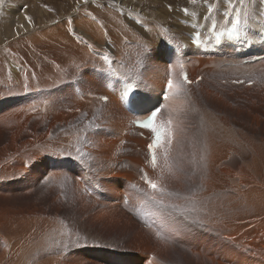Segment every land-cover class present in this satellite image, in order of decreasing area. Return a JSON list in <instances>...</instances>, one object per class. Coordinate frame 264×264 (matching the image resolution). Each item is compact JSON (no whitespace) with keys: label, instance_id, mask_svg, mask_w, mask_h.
<instances>
[{"label":"rangeland","instance_id":"obj_1","mask_svg":"<svg viewBox=\"0 0 264 264\" xmlns=\"http://www.w3.org/2000/svg\"><path fill=\"white\" fill-rule=\"evenodd\" d=\"M15 1L12 5H19ZM46 1L53 6L47 12L54 19L44 25L34 22L23 39L13 41L8 35L21 26L3 12L9 0L0 6V264H227L230 251L252 260L253 248L240 245L239 235L264 220V71L262 78L244 75L238 71L252 68L232 69L231 58L222 55L216 57L226 61L218 64L228 68H207L216 76H198L199 82L202 78L213 85L187 89L190 85L176 75L179 87L173 97L180 101L178 108L173 103L165 111L158 105L163 119L172 123L175 140L170 135L157 155L161 172L152 169L155 177H150L156 190L144 186L143 169L134 163L141 156L148 165L146 151L132 140L142 138L128 120L119 132L114 130L112 114L103 107L108 103L100 100L103 88L93 85L100 86L97 75L113 87L118 79L109 74L120 70L145 97L138 76L168 69L161 63L158 71L149 69L146 51L154 52L149 38L163 33L180 39L182 34L172 32L174 26L164 28L166 18L177 17L174 24H182L187 21L179 17L204 12L214 0H198L189 9L179 5L186 0L155 4V16L161 14L162 21L156 26L144 24L143 10L100 3L92 20L99 40L91 35L86 17L93 0ZM227 1L223 4L230 9ZM246 6L247 16L259 14ZM128 59L135 65L128 67ZM185 60L178 71L189 63ZM233 79L244 84H231ZM248 82L252 84L246 86ZM146 104L147 99L139 103L138 113ZM117 181L122 183L118 192L110 189ZM235 227H241L240 233L230 230Z\"/></svg>","mask_w":264,"mask_h":264},{"label":"bare ground","instance_id":"obj_2","mask_svg":"<svg viewBox=\"0 0 264 264\" xmlns=\"http://www.w3.org/2000/svg\"><path fill=\"white\" fill-rule=\"evenodd\" d=\"M17 2H19V5H12L14 2L13 0H9L7 6L5 4V8L4 5L2 6L3 9H5V11L3 12H6L7 15L9 16H14L15 18V22H16V25H20L21 27H19V29L21 30V28H24L26 31L24 33L20 32V30L18 31L17 29V32L15 34H9L8 32V40H12L16 37H19L23 34H25L26 32H28L27 30L33 25L34 22L39 23L40 25H44L46 23H50L53 19H54V14L52 13H49L47 12V9L53 7L52 5L49 4V2H47L46 0H41V1H29L27 2L26 0H16ZM15 1V2H16ZM52 2H54L55 0H50ZM59 1V0H58ZM61 1V0H60ZM68 1V0H67ZM86 0L83 1V3L85 2ZM157 1V0H156ZM167 0H159L157 2L155 1H149V0H93L91 1L90 5L86 8V9H89V11H86V17H87V20H88V23H89V26L93 29V34L91 35H94L93 37L96 39H101L99 33L97 32V29H96V24H94L92 22V20H94V17H93V13L94 10H97V6L100 4V3H103L104 5L105 4H110V5H114L113 2H117L118 5H120L119 7L121 8V6L125 5L127 8L128 7H133V8H136V9H139L141 12L142 10L144 11L143 15H141V19L145 22L144 24L146 25H153V26H156L157 24H159L160 20H158V18L160 17L159 14L157 17L155 16L158 11H157V8L155 6V4H163L165 3ZM170 1V0H169ZM178 2V0H176ZM225 1V0H224ZM255 1L256 0H245L244 4H241L239 2V0H232V3H229L227 1V6H230V9H227L225 8L226 6L223 4V0H214L212 2V4H209L207 9H204L205 11L202 12V11H198L197 10L195 11L194 14L190 15V12L187 11L185 14L187 17H179V18H183V20H186L187 22L186 23H182V24H174L175 20L177 19V17H174L175 20H172V19H167L164 21L165 24L163 25L165 29H168L169 27L171 26H174V29L172 32H175L177 34H182L181 38L180 39H176L175 37H170V36H167L165 34H158L156 38H149V39H152V44H153V47H154V52L152 51H146L147 52V60H148V64L150 66L149 69H154V70H157L159 68V64L161 63L162 64V67L163 65L166 66L168 69L162 74H156L154 76H151V77H146L143 73H142V76H138L139 79H141L140 81H142L143 85H141L142 87V91H143V95L145 96V98L147 99V104L145 106H143L141 108V112L138 113V107L137 104L140 102V97H138V100L135 102V103H132L131 105V108L133 109V112H129L127 111V109L124 107V96H125V93L127 92V88H123V91L120 92L121 90V81L119 82V80H122L123 81H127L125 78H122V73L120 72H115V71H111V73L109 74V76H112V75H115L118 77V81L114 83L113 87L111 86V82L110 81H106L105 83H103L102 79L99 78L97 75H93V77L98 80V84L100 86H97L94 84L93 82V85L94 87H101L103 88V93L101 96H104L107 98V103L108 104H105L103 105L104 108H107V115L108 114H112V118L111 121L114 123L115 125V128L114 130L119 132L121 130V126L122 124L126 121V120H130V119H133V120H142L146 117V115L155 107H157L159 104L162 105V109H164L165 111L166 110V107L168 106H171L173 103V105H176L177 108L179 106V103L180 101H176V97L174 98L173 95L175 94V92L177 91L178 87H179V83L176 81V75H177V79L179 80L180 79V70L178 71V64L179 62L177 61V58L169 51H167V49L165 48L164 46V39H168L171 43H173L175 46H178L180 48V44L181 43H184L187 47V50L192 53V55H188L187 59L189 60V63L185 65V68L184 70L187 72L188 74V79L190 81V86L187 88V89H192L194 88L192 85L195 84V80L198 78V76H202V75H199V74H207V75H212V76H216V74H213L211 72H207L205 71L207 68H212V67H220L222 69L224 68H228L227 65L225 67H221L219 66L218 62L220 60H223V61H226V59L224 58H219V57H216V56H204V55H201L199 54L198 51L194 50L192 47L189 46L188 42H187V39L190 35V32H191V29L192 27L195 25V24H201L202 22L205 23L206 25H208L210 23V20H215L218 22L219 26H223V25H227L228 22H225L224 20L226 18L229 17V14H235L236 11L235 9L239 8L240 9V21L243 22V23H247L249 24V26L252 28V29H255L256 27H258V25L260 24L261 22V18H262V15L264 14V3H261V0L258 1V4L256 5L255 4ZM13 2V3H11ZM16 2V3H17ZM63 2V1H62ZM79 2H82V1H79ZM78 2V4H79ZM215 2H219L218 4V7H216V3ZM6 3V2H5ZM246 3V4H245ZM18 4V3H17ZM27 4H30V7L29 9L27 8L26 11H22L23 7L24 6H27ZM193 4V5H196L198 4V0H186V3H182L180 2L179 5H184L186 6L188 9L190 7V5ZM251 5L253 8H256L258 9L260 12L259 14H255L254 17H249L247 16L248 13H249V10H248V7L246 5ZM178 5V6H179ZM1 6V4H0ZM12 6L14 7H17L16 9H14ZM92 6V7H91ZM146 6V7H144ZM149 6H151V8H149ZM200 7H202L200 4H199ZM64 7V6H63ZM79 7V6H78ZM224 7V8H223ZM14 10H13V9ZM65 8V7H64ZM63 8V9H64ZM160 8V7H159ZM204 8V7H203ZM223 8V9H221ZM125 9V8H124ZM34 10V11H33ZM65 10V9H64ZM102 10V9H101ZM122 10V9H121ZM126 11L128 9H125ZM132 10V9H131ZM130 10V11H131ZM168 10V9H167ZM227 10V11H226ZM63 11V10H62ZM69 11V10H68ZM106 11V9L104 10ZM124 11V10H123ZM122 11V12H123ZM124 11V15L128 14V12ZM136 11V10H135ZM138 11V10H137ZM157 11V12H156ZM160 11V10H159ZM174 11V10H173ZM224 11H226L224 13ZM2 13V12H1ZM101 13H103V11H101ZM137 13V12H136ZM139 13V12H138ZM159 13V12H158ZM179 13V12H178ZM222 13V14H221ZM246 13V16H244L243 14ZM5 14V13H4ZM180 14V13H179ZM139 15V14H138ZM1 16V15H0ZM8 16V17H9ZM98 16V15H96ZM7 17V16H6ZM11 17V18H12ZM60 17V16H59ZM126 17V16H125ZM163 17V16H162ZM9 19V18H6L7 20L9 19V24L11 23H15L14 21H12L13 19ZM161 19V18H160ZM3 20V21H2ZM182 20V19H181ZM2 22H7L6 20H4V17L1 19ZM96 21V20H95ZM66 22V21H65ZM97 22V21H96ZM143 23V22H142ZM64 23L62 22L61 25H63ZM15 25V24H14ZM65 25V24H64ZM4 27V25H2ZM12 26V25H11ZM34 26V25H33ZM32 26V27H33ZM39 26V25H38ZM66 26V25H65ZM74 26V25H73ZM72 26V27H73ZM15 27V26H13ZM13 27H11L13 29ZM36 27V26H35ZM42 27V26H41ZM40 27V28H41ZM60 27V26H59ZM71 27V26H70ZM75 27V26H74ZM78 27V26H77ZM2 28V27H1ZM67 28V27H66ZM79 28V27H78ZM22 29V30H24ZM35 29V28H34ZM39 29V28H38ZM76 29V28H75ZM155 29H157V27H155ZM32 30V28H31ZM99 30V29H98ZM3 31V30H2ZM14 31V29H13ZM30 31V30H29ZM52 33V30H50ZM55 31V30H54ZM6 33V34H7ZM71 33V32H69ZM79 33V32H78ZM101 33V32H100ZM143 33H145L143 31ZM3 34V33H2ZM47 34V33H46ZM75 34V33H74ZM77 34V33H76ZM68 35V34H66ZM78 35V34H77ZM90 35V36H91ZM7 36V35H6ZM47 36V35H46ZM51 36V35H50ZM53 36V35H52ZM76 36V35H75ZM22 37V36H21ZM24 37V36H23ZM22 37V39H23ZM85 36L83 35L82 38H84ZM20 38V37H19ZM19 38H18V41H19ZM86 38V37H85ZM84 38V39H85ZM148 38V37H147ZM74 39V38H73ZM16 40V39H14ZM48 40V39H47ZM70 40V39H69ZM94 40V39H93ZM13 41V40H12ZM102 41V40H101ZM117 41H120V40H117ZM22 42H25V40H23ZM29 42V41H27ZM42 42V41H41ZM46 43V42H45ZM49 43V42H48ZM141 43V42H139ZM179 44V45H176V44ZM14 44V43H13ZM56 44V43H55ZM48 45V44H47ZM50 47V46H49ZM48 47V48H49ZM55 49V48H54ZM58 49V48H57ZM89 51L91 52H96L98 50H96L95 48L89 46ZM147 49V47H146ZM3 51V49H1ZM5 50V49H4ZM56 50V49H55ZM145 50V49H144ZM148 50V49H147ZM86 51V49H85ZM87 52V51H86ZM85 52V53H86ZM99 52V51H98ZM252 52H254V55L258 52L257 50L255 49H252ZM44 53V52H43ZM102 53V52H100ZM158 53H162L163 57H161V59H158ZM189 53V54H190ZM88 54V53H87ZM184 52H180V58L183 56ZM72 55V54H71ZM86 55V54H85ZM90 55V54H89ZM233 56H235L233 54ZM31 57V56H30ZM59 57V56H58ZM86 57V56H85ZM253 57V56H252ZM251 57V58H252ZM11 58V57H10ZM134 58V57H133ZM7 59V58H6ZM186 59V60H187ZM14 60V59H13ZM48 60V59H47ZM160 60V62L158 61ZM4 61H5V58H4ZM13 63V62H12ZM105 63H106V66L109 68V64L108 62L105 60ZM126 65H128V67L130 66H134L135 63L134 61L128 59L127 61H125ZM238 61H230V66H234L235 68H232V69H239V68H242V67H245V68H248V67H251L252 70L248 71V72H244V71H238L239 73H243L244 75L245 74H256L258 77L262 78L263 77V71H264V61H258V62H255L253 64H246V65H237ZM5 64L6 61H5ZM8 65V64H7ZM6 67V66H5ZM18 68V67H16ZM119 69V68H117ZM16 70V69H14ZM212 70V69H211ZM1 71V69H0ZM17 71V70H16ZM158 71V70H157ZM219 71V70H218ZM3 72V71H2ZM0 72V73H2ZM6 72V71H5ZM46 72V71H45ZM159 73V72H158ZM232 73V72H231ZM155 74V73H154ZM226 74V73H225ZM242 74V75H243ZM14 75V74H13ZM147 75V74H146ZM218 75V74H217ZM8 76V75H7ZM92 77V76H91ZM169 77V78H167ZM92 78V79H94ZM172 80L173 82V87L172 88H169L168 89V92H167V97L165 100H160V97L162 96L163 94V91H164V88H165V83L168 82L169 80ZM28 80V79H27ZM235 81L239 80V79H233ZM131 81H134V79L132 80H129L127 82H131ZM119 82V84H118ZM145 82V84H144ZM30 84V83H29ZM117 84H118V87H117ZM197 86L201 85V86H204V85H213L212 82H206L204 80H202L201 78V81L200 82H197L196 83ZM116 87H117V90H116ZM59 96V95H58ZM65 96V95H64ZM83 97V96H82ZM81 97V98H82ZM80 98V97H79ZM77 98V99H79ZM76 99V100H77ZM178 99V98H177ZM79 101V100H78ZM76 101V102H78ZM182 102V101H181ZM172 105V107H174ZM24 106V105H23ZM41 108H42V105L40 104ZM101 106V104H100ZM137 106V107H136ZM175 106V107H176ZM31 107H34V106H31ZM48 107V106H47ZM46 107V108H47ZM79 107V106H78ZM99 107V106H98ZM171 107V108H172ZM40 108V107H39ZM45 108V109H46ZM77 109V107H75ZM13 109V108H12ZM33 109V108H32ZM176 109V108H174ZM58 110V109H57ZM18 112V110H16ZM29 113L30 110H27ZM56 111V110H55ZM171 111V109H170ZM32 112V111H31ZM30 112V113H31ZM134 112H135V115H134ZM8 114V113H7ZM14 114V113H13ZM11 114V115H13ZM172 114V112H170V115ZM4 115V114H3ZM10 113H9V117L11 116ZM15 115V114H14ZM11 116V117H14ZM18 115V114H16ZM65 115V114H64ZM172 116V115H171ZM140 117V118H139ZM173 117V116H172ZM8 118V117H7ZM16 119V118H15ZM109 119V120H110ZM6 120V119H5ZM44 120V119H43ZM42 120V121H43ZM46 120V119H45ZM48 120V119H47ZM40 121V120H39ZM41 122V121H40ZM156 123L157 124H161L163 125L165 131H164V139H163V142L162 144L157 148V151H156V157L157 155L160 153V151L164 148L165 146V143L168 141V139L170 140V135L172 136L173 140L174 139V129L172 128V123H169L168 121L164 120L163 119V114L162 112H160L157 116V119H156ZM6 125V124H5ZM101 134V133H100ZM98 137V136H97ZM104 138V137H103ZM111 139V138H109ZM93 140V139H92ZM108 140V139H107ZM133 143H135L136 146H139L140 148H144V151L145 149L147 148V145H148V142L147 141H144L142 139H138V138H133ZM101 142V141H100ZM103 142V141H102ZM106 142V141H105ZM114 142V141H112ZM115 143V142H114ZM175 146H176V141H175ZM114 147V145H113ZM177 147V146H176ZM180 149H181V146H179ZM14 154V153H13ZM11 154V155H13ZM146 154V153H145ZM15 155V154H14ZM13 155V156H14ZM18 158V157H16ZM148 160V159H147ZM134 163L138 164L141 166V169L145 170L146 171V174L148 176V178L150 179L151 181V178L150 177H155V173L154 171L150 168L149 166V163L148 165H144L143 164V160H142V157L141 156H138V157H135L134 159ZM167 163H169V160L167 161ZM167 170H169V167H166ZM157 172H161V163H160V160L157 158V167L155 169ZM220 171V170H219ZM25 172V171H24ZM221 172V171H220ZM221 175V173H220ZM223 175V174H222ZM55 176V175H54ZM148 179V181H149ZM264 180V179H263ZM253 182V181H251ZM261 182V181H260ZM144 184V183H143ZM248 184V183H247ZM251 184V183H249ZM113 185V184H112ZM245 186V184H243ZM242 185V186H243ZM257 185V184H256ZM144 186L146 187V185L144 184ZM248 186V185H247ZM122 187V183H120L119 181H117V183L115 184V186H112L110 187V189L113 188L114 191L118 192V190ZM210 187V186H208ZM109 188V187H108ZM241 188V186H240ZM247 188V187H245ZM250 188V187H249ZM227 189V188H226ZM231 189V188H230ZM232 189H234L232 187ZM244 189V188H243ZM121 190V189H120ZM253 190V189H252ZM251 189H248V191H252ZM255 190V189H254ZM217 191V190H216ZM245 191V190H244ZM121 192V191H120ZM241 192V191H240ZM239 192V193H240ZM247 192V191H246ZM79 193V192H78ZM93 194V193H92ZM209 194V193H208ZM225 194V193H224ZM229 194V193H228ZM244 194V192H243ZM243 194H239V196H242ZM249 194V193H246V195ZM115 195H117L115 193ZM223 195V194H222ZM227 195V194H226ZM244 196V195H243ZM248 196V195H247ZM116 197V196H114ZM122 197V196H121ZM237 198V197H236ZM246 198V197H245ZM250 198V197H249ZM247 198V199H249ZM226 199H229L228 197ZM246 199V200H247ZM98 200V199H97ZM112 200V199H110ZM114 201V199H113ZM140 201V200H138ZM253 201V200H252ZM246 203V202H245ZM141 204V203H140ZM241 204V203H240ZM243 204V203H242ZM241 204V205H242ZM247 204H249L247 202ZM110 205V204H109ZM257 205V204H256ZM262 206V205H261ZM140 207V206H139ZM260 208V207H259ZM263 208V207H262ZM145 209V208H144ZM246 209V208H245ZM264 209V208H263ZM243 211V210H242ZM262 211V210H261ZM117 212V211H116ZM245 212V211H244ZM34 213V211H33ZM32 213V214H33ZM36 213V212H35ZM247 213V212H246ZM264 213V212H263ZM20 214V213H19ZM108 214V213H107ZM116 214V213H115ZM243 214V213H242ZM240 214V216L242 215ZM109 215V214H108ZM120 216V215H119ZM259 216V215H258ZM3 217V216H2ZM34 217V216H33ZM107 217V216H106ZM105 217V218H106ZM15 218V217H14ZM26 218V217H25ZM149 218V217H148ZM243 218V216H242ZM245 218V217H244ZM243 218V219H244ZM252 218V217H250ZM32 219V218H31ZM247 219H249V217H247ZM245 219V220H247ZM253 219V218H252ZM44 220V219H43ZM112 220V219H111ZM121 220V219H120ZM239 220V219H238ZM236 220V221H238ZM12 221V220H11ZM46 221V220H45ZM104 221V220H103ZM249 221V220H248ZM255 221V220H254ZM125 222V221H124ZM235 222V221H234ZM239 222V221H238ZM245 222V221H244ZM250 222V221H249ZM15 223V222H14ZM27 223V222H26ZM47 223V222H46ZM121 223L122 220H121ZM164 223V222H163ZM243 223V222H242ZM251 223V222H250ZM11 225V223H9ZM18 224V223H17ZM119 224V222H118ZM157 224V223H156ZM233 224V223H232ZM241 224V223H240ZM253 224V223H252ZM251 224V226H252ZM16 225V224H15ZM14 225V226H15ZM20 225V224H19ZM41 225V224H40ZM128 225V224H127ZM164 225V224H163ZM239 225V224H238ZM247 225V224H246ZM250 225V224H249ZM248 225V226H249ZM17 226V225H16ZM23 226V225H22ZM25 226V225H24ZM234 226V225H233ZM247 226V227H248ZM4 227V226H3ZM13 227V226H11ZM10 227V228H11ZM26 227V226H25ZM126 227V226H125ZM244 227V226H243ZM242 227V228H243ZM253 228H248L249 230L247 231H244L242 234L239 235V240L241 241L240 245H242L244 248L245 247H252L253 248V251L251 254L253 259L252 260H248L244 255H241V253H238V252H235V251H230L228 252L229 254L227 255L226 257V260H227V264H264V220L263 221H259L254 224V226H252ZM1 228V227H0ZM246 228V226H245ZM12 229V228H11ZM14 229V228H13ZM16 229V228H15ZM29 229V227H28ZM32 229V227H31ZM165 230V229H163ZM170 230V229H168ZM230 230H233L232 232L233 233H237L239 232V230H241V227H235V229H230ZM229 230V231H230ZM244 230V229H243ZM246 230V229H245ZM8 231V230H6ZM12 231V230H11ZM16 231V230H15ZM172 231V230H171ZM170 231V232H171ZM231 232V234H232ZM15 233V232H14ZM18 233V231H17ZM25 233V232H24ZM164 233V232H163ZM168 233V232H167ZM240 233V232H239ZM34 234V233H33ZM139 234V233H138ZM15 235V234H14ZM170 235V234H169ZM173 237V236H172ZM234 238V237H233ZM238 238V236H237ZM236 238V239H237ZM6 239V238H5ZM250 239V240H249ZM7 242V241H6ZM30 242V241H29ZM14 243V242H13ZM231 243V242H230ZM233 243V242H232ZM236 243V242H235ZM2 244V243H1ZM5 244V243H4ZM16 244V243H15ZM238 244V243H237ZM13 245V244H12ZM237 246V245H236ZM18 247V246H17ZM198 248V247H197ZM4 249V248H3ZM22 249V248H21ZM200 249V248H199ZM138 250V249H137ZM241 250V249H240ZM143 252V251H142ZM163 252V251H162ZM17 253V252H16ZM2 255V254H1ZM248 255V253H247ZM250 255V256H251ZM4 256V255H3ZM23 256V255H22ZM7 257V256H6ZM251 258V257H250ZM17 259V258H16ZM19 259V258H18ZM220 259V258H219ZM48 261V259H46ZM45 260V261H46ZM140 261H143L144 262V259L143 258H140ZM149 261V260H148ZM16 262V261H15ZM150 262V261H149ZM49 264V263H48ZM146 264V263H145Z\"/></svg>","mask_w":264,"mask_h":264},{"label":"snow or ice","instance_id":"obj_3","mask_svg":"<svg viewBox=\"0 0 264 264\" xmlns=\"http://www.w3.org/2000/svg\"><path fill=\"white\" fill-rule=\"evenodd\" d=\"M228 2L229 3H232V0H228ZM239 2L241 4H244L245 0H239ZM3 3H4V0H0V4H3ZM261 3H264V0H261ZM235 11H236L237 19H234L233 21H231L232 27L228 30L229 31V34L238 32L237 25L239 23L238 17L240 15V9L237 8V9H235ZM184 80H185V83L188 82L186 75L184 77ZM173 86L174 85H173L172 80H169L168 81V88H172ZM159 112H160V109L159 108H155L154 110H152L151 111V114L148 115V116H146L145 121L141 125L142 127L148 128L153 133V142L148 145V148H149V151L150 152H152V149L154 147H156L158 144H160L161 139H162V136H163V133H164L163 127L162 126H157L154 123V120H155V118H156V116H157V114ZM152 161H153V164H155V155H154V153H153V156H152ZM145 180L149 184V187L150 188H152L153 190H156L157 189V184L155 182L148 181L147 180V177H145ZM160 191L162 192L163 189H160Z\"/></svg>","mask_w":264,"mask_h":264},{"label":"crops","instance_id":"obj_4","mask_svg":"<svg viewBox=\"0 0 264 264\" xmlns=\"http://www.w3.org/2000/svg\"><path fill=\"white\" fill-rule=\"evenodd\" d=\"M172 171H173V167H172Z\"/></svg>","mask_w":264,"mask_h":264}]
</instances>
